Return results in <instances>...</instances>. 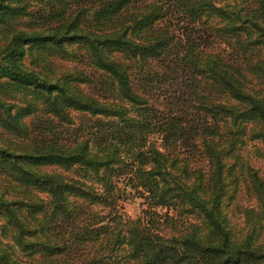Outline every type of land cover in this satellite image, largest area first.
Wrapping results in <instances>:
<instances>
[{
	"label": "trees",
	"instance_id": "obj_1",
	"mask_svg": "<svg viewBox=\"0 0 264 264\" xmlns=\"http://www.w3.org/2000/svg\"><path fill=\"white\" fill-rule=\"evenodd\" d=\"M249 142L264 145V0H0V264L103 242L91 264H264ZM121 183L146 223L193 220L123 222Z\"/></svg>",
	"mask_w": 264,
	"mask_h": 264
},
{
	"label": "rangeland",
	"instance_id": "obj_2",
	"mask_svg": "<svg viewBox=\"0 0 264 264\" xmlns=\"http://www.w3.org/2000/svg\"><path fill=\"white\" fill-rule=\"evenodd\" d=\"M249 1V0H247ZM89 88V87H85ZM95 90V89H94ZM160 143V142H159ZM158 143V145H159ZM184 151V150H183ZM182 157L187 156V158L191 161V164H199L200 159L196 155V152L193 154H190L189 152H181ZM245 160L247 161L248 165L250 167H253L254 169H257L258 175L261 178H264V145L258 142H249L245 146ZM125 183H121V197L117 200L116 205L114 206L115 211L118 215H120V218L123 222H128L129 220H135L137 218H142V221H144V224H147L148 227L155 231L159 232L162 235H170L174 232H176V229L181 228L182 222H189L193 220V217L187 215L186 213L179 214L177 209H174L170 212L172 214L171 218L167 220L161 219V217H158L153 214L152 221H149L146 223L147 218H143L144 210L147 208L146 203L144 202V198L142 196H139L138 193H135L129 186H126L124 188ZM252 191L250 188L246 187L245 183V191L243 189L239 192V202L240 205L235 210H240L242 208H246L248 204L251 203ZM108 206H99L94 208L96 211H98L100 214L106 215L108 214ZM114 211V212H115ZM157 214H162L164 212V209L158 208L156 209ZM115 212V213H116ZM115 213H112L113 215ZM148 217V215H146ZM162 216V215H161ZM238 221V220H237ZM7 224H5L3 218L0 216V237L2 238L7 234ZM3 237V238H4ZM4 238V239H5ZM106 242H103L101 244V247H93V246H79L73 244V247L68 252L69 254L66 256L68 260V264H91L89 261L91 257L94 254L100 253ZM127 254L124 251H118L117 252V259H119V264H137L134 260L129 259Z\"/></svg>",
	"mask_w": 264,
	"mask_h": 264
}]
</instances>
